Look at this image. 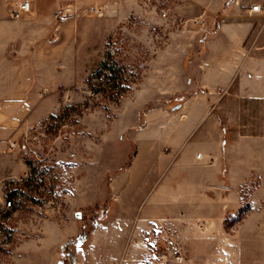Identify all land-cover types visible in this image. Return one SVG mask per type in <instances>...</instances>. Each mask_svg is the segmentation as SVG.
<instances>
[{
    "label": "rangeland",
    "instance_id": "obj_1",
    "mask_svg": "<svg viewBox=\"0 0 264 264\" xmlns=\"http://www.w3.org/2000/svg\"><path fill=\"white\" fill-rule=\"evenodd\" d=\"M15 1L0 0V264H264L262 170L231 169L241 138L264 134V100L239 76L200 84L210 50L264 45V0H30L19 18ZM109 52L129 76L119 100L88 82ZM200 96L226 139L217 167L194 157L211 124L196 101L184 122Z\"/></svg>",
    "mask_w": 264,
    "mask_h": 264
},
{
    "label": "crops",
    "instance_id": "obj_2",
    "mask_svg": "<svg viewBox=\"0 0 264 264\" xmlns=\"http://www.w3.org/2000/svg\"><path fill=\"white\" fill-rule=\"evenodd\" d=\"M60 0H52L53 3H57ZM52 3V4H53ZM50 4V3H49ZM47 3L46 7H49ZM264 38V37H262ZM261 47L254 51H249L247 54L242 50H232L229 54H226L224 50H210L211 59L206 60L204 64H202V74L200 77V84L204 88L211 89L221 87L220 85L230 86L232 81H234L235 77L239 76V80L242 79L241 91L249 98H256L264 100V45H260ZM209 51V50H207ZM241 57L240 61H238V65L235 68V57ZM223 58V59H221ZM214 62H218L220 64V68L218 70H213L210 68L211 64ZM192 101H196V103L201 105V116L198 121L201 122L205 118H211V124L208 130L209 141L208 145L205 149H197L194 153V157L197 161L205 160L206 156H210V161L212 165L216 166V158L214 155L222 149L223 145L226 142V139L221 136L219 139V135L217 131L213 130V122L212 116L209 106V101L207 97L204 99L202 96L200 97H186L184 100V105H186V118L184 122H187V112L188 107L190 106ZM17 124L21 123V119L17 117L16 119L9 120V124ZM6 130L7 126L4 127ZM241 148L240 152L242 153V158L240 160L234 159L232 161L231 169H255L262 170V180L261 185H264V134H247L241 138ZM257 149H260L257 151ZM201 151L202 156L200 158L197 157V152ZM217 167V166H216ZM216 179V180H215ZM211 184L215 186L219 185V181L215 178ZM241 183V182H240Z\"/></svg>",
    "mask_w": 264,
    "mask_h": 264
},
{
    "label": "trees",
    "instance_id": "obj_3",
    "mask_svg": "<svg viewBox=\"0 0 264 264\" xmlns=\"http://www.w3.org/2000/svg\"><path fill=\"white\" fill-rule=\"evenodd\" d=\"M88 82L93 93L96 94L103 92V94L108 95L115 100H119L125 91L131 88L126 67L110 52L105 56L99 68L90 74ZM30 167L32 175L37 177L38 172L36 165L31 164ZM12 183L13 182L11 181L10 184ZM26 183L28 184V182ZM25 184L17 183L16 186L8 188V196L15 205L19 203V199L26 193L24 192ZM88 238V236H83L81 234L64 244V250L69 253L72 262H75L76 256L71 251L70 244H79Z\"/></svg>",
    "mask_w": 264,
    "mask_h": 264
},
{
    "label": "built area",
    "instance_id": "obj_4",
    "mask_svg": "<svg viewBox=\"0 0 264 264\" xmlns=\"http://www.w3.org/2000/svg\"><path fill=\"white\" fill-rule=\"evenodd\" d=\"M94 10L99 15L103 14L102 6H95ZM250 10H251V12H262L263 11L262 4L261 3H255L252 5ZM30 11H31L30 0H16L15 2L12 3V5L10 7V12H11L12 16H14L16 18L22 17V16L28 14ZM67 13H68L67 8L59 7L55 12V17H56V19H58L60 21H64L66 19ZM15 145H16V142L11 143L12 147ZM201 156H202L201 152L197 154L198 158H200ZM8 204L11 205L12 201L9 200ZM175 258H176L177 264H190L189 259L182 254H177ZM154 262H155V264H161V263L166 264V262H168V258L166 256V254H164V253L158 254L157 256L154 257Z\"/></svg>",
    "mask_w": 264,
    "mask_h": 264
}]
</instances>
